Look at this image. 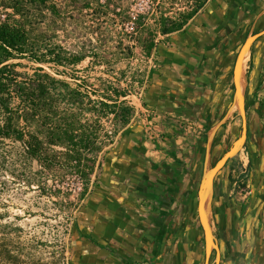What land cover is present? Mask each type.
I'll list each match as a JSON object with an SVG mask.
<instances>
[{
	"label": "crops",
	"instance_id": "obj_1",
	"mask_svg": "<svg viewBox=\"0 0 264 264\" xmlns=\"http://www.w3.org/2000/svg\"><path fill=\"white\" fill-rule=\"evenodd\" d=\"M213 2L161 43L160 64L149 72L145 95L151 109L195 118L206 133L186 141L176 154L178 134L167 122L168 147L156 158L146 153L143 134H130L126 150L108 157L110 164L80 209L73 264H226L222 169L214 178L209 207L211 247L200 189L238 133L235 67L250 36L246 82L248 71L253 79L264 70V0Z\"/></svg>",
	"mask_w": 264,
	"mask_h": 264
},
{
	"label": "rangeland",
	"instance_id": "obj_2",
	"mask_svg": "<svg viewBox=\"0 0 264 264\" xmlns=\"http://www.w3.org/2000/svg\"><path fill=\"white\" fill-rule=\"evenodd\" d=\"M59 1L66 6L59 43L69 56H88L76 66L49 65L47 71L72 87L81 85L82 91H89L98 101L112 103L105 94L109 93L112 99H118V106L114 112L106 110L98 118L85 115L84 121L99 130L100 149L84 151V157L93 160H83L80 166L74 161L65 165L66 155L59 154V164L45 168L28 153L22 141L0 137V264H73V232L80 209L110 164L108 157L115 151L126 150L130 134H143L144 142L149 135L141 106L148 107L145 95L149 72L160 64L158 48L171 36L161 32L160 17L179 19L193 4L190 0H100L91 8H82L80 4L72 5L76 0ZM107 1L110 6H106ZM213 5H218L215 0ZM138 13L146 15L145 24L135 29L127 16L135 17ZM151 38L157 46L149 53L146 45ZM108 87L110 90L106 91ZM116 91L123 94L117 97ZM119 105L130 109L126 124L119 117ZM170 117L162 118L154 132H167ZM19 126L25 128V122L21 121ZM236 137L231 138L221 156ZM163 144L168 147V141ZM56 149L66 151L63 147ZM233 159L231 165L238 166L240 155Z\"/></svg>",
	"mask_w": 264,
	"mask_h": 264
},
{
	"label": "trees",
	"instance_id": "obj_3",
	"mask_svg": "<svg viewBox=\"0 0 264 264\" xmlns=\"http://www.w3.org/2000/svg\"><path fill=\"white\" fill-rule=\"evenodd\" d=\"M99 1L76 0L72 5L91 8ZM190 1L191 9L179 19L160 17L163 34L183 29L209 0ZM62 4L59 0H0V137L22 141L28 153L49 169L59 164V154L66 155L67 166L71 161L78 166L83 160L92 161L83 152L100 149L99 130L84 121L85 115L98 118L106 110L114 112L118 106V99H112L109 93L105 94L112 103L98 101L89 91H82L81 85L72 87L47 71L49 65L76 66L88 56L86 53L69 56L59 43L60 22L66 7ZM127 17L136 25L135 29L144 27L143 13ZM156 46L151 38L146 48L150 53ZM114 94L119 97L123 93ZM118 114L124 124L128 123L131 115L128 107L119 105ZM21 121L25 122V128L19 126Z\"/></svg>",
	"mask_w": 264,
	"mask_h": 264
},
{
	"label": "flooded vegetation",
	"instance_id": "obj_4",
	"mask_svg": "<svg viewBox=\"0 0 264 264\" xmlns=\"http://www.w3.org/2000/svg\"><path fill=\"white\" fill-rule=\"evenodd\" d=\"M247 75L243 103H238L236 139L245 133L240 161L231 165L233 157L221 170L227 183L222 195L226 264H264V70L257 78Z\"/></svg>",
	"mask_w": 264,
	"mask_h": 264
},
{
	"label": "water",
	"instance_id": "obj_5",
	"mask_svg": "<svg viewBox=\"0 0 264 264\" xmlns=\"http://www.w3.org/2000/svg\"><path fill=\"white\" fill-rule=\"evenodd\" d=\"M252 40H253V36H250L243 45L240 54L237 58L236 67H235L236 97L240 105L243 103L244 91L246 86L243 70L246 64V58L250 53ZM244 141H245V133L240 138L234 141V143L228 149V151L215 163V165L211 169H209L205 178L202 181L200 196H199L200 206L202 213V222L207 236L208 244L210 247L214 245L213 232L211 229V221L209 218V207L211 202L214 178L223 168L225 163L239 153V151L243 147Z\"/></svg>",
	"mask_w": 264,
	"mask_h": 264
},
{
	"label": "built area",
	"instance_id": "obj_6",
	"mask_svg": "<svg viewBox=\"0 0 264 264\" xmlns=\"http://www.w3.org/2000/svg\"><path fill=\"white\" fill-rule=\"evenodd\" d=\"M141 109L146 113V131L149 133L147 135L146 140L144 142V146L146 148V153L149 156H157L160 157L162 153H164L163 148L165 145L163 142L168 141L166 132L160 130L156 133L154 130H158L159 122L162 118H165L166 115H170V119L172 125H174L177 131V138L175 140V153H181L184 145H180V143H184L186 141L193 142L198 137L204 135L206 133L205 125L199 120L177 114H167L165 112H160L151 109L150 107H146L145 109L141 106ZM170 122V123H171ZM156 128V129H153Z\"/></svg>",
	"mask_w": 264,
	"mask_h": 264
}]
</instances>
